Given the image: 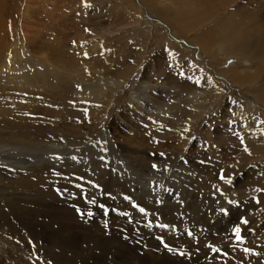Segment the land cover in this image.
<instances>
[{
    "label": "rangeland",
    "instance_id": "obj_1",
    "mask_svg": "<svg viewBox=\"0 0 264 264\" xmlns=\"http://www.w3.org/2000/svg\"><path fill=\"white\" fill-rule=\"evenodd\" d=\"M150 2L0 0V156L4 144L59 151V162L47 153L0 168V264H264V63L251 59L255 83L238 84L213 59L229 58L217 36L205 40L216 53L200 51L222 18L262 19L264 0ZM141 81L159 104L174 94L181 108L153 105L137 93ZM117 145L123 162L145 166L144 179L166 165L180 171L162 176L178 199L157 201L128 165L120 172ZM221 208L223 223L204 227Z\"/></svg>",
    "mask_w": 264,
    "mask_h": 264
},
{
    "label": "bare ground",
    "instance_id": "obj_2",
    "mask_svg": "<svg viewBox=\"0 0 264 264\" xmlns=\"http://www.w3.org/2000/svg\"><path fill=\"white\" fill-rule=\"evenodd\" d=\"M184 1H186V0H184ZM227 1L230 2V0H227ZM233 2H234V0H232V3ZM146 4H151L150 0H146ZM185 4H184V6H186ZM229 4H231V3H229ZM181 5L182 4L180 3V6ZM180 6H178V7H180ZM197 6H199V5H196V7ZM210 7L211 6H209V7L207 6L206 9L207 8H210ZM127 10H128V12H132V10H130V8L127 9ZM183 10L182 11H179L180 14L178 13L179 16H180V18H182L183 15H186V13H185L186 11H183ZM204 11L206 12V10H204ZM204 11H201V13H199V12H193L192 11L195 14L194 15V19H196V21H200L199 19L205 18V16H207V15H206V13H204ZM28 12H29V8H28V5H27V7L25 9V12H24L26 14V17H28V14H29ZM238 12H242V10H239ZM197 15H198L199 18L197 17ZM237 15H240V16H237ZM211 18H212V16H211ZM219 22L220 23L217 24V26H215L217 28H214V27L209 28L208 30H206L202 34L201 42L205 43V40H207V39H213V38H215V36H217L218 42H220L221 45H222V46L220 45L219 47L220 48H224L222 51L225 53L226 57H229V58H232V57L237 58L238 59V62H239V64H237V65H240L239 67H236L235 65H230V64H228V61L230 60L229 58H227L224 61H221V60L218 59L219 57L217 55H213V59L216 60V63L218 62L217 64H222V68H218L220 70V73L221 74H227V73H229L230 75H233L231 77L232 78V81H233L234 78H236V79H238V81L243 82L245 84L252 83L256 79L257 75L260 72V70L258 68H260V65L264 63V17H262V19H261V16L259 15L258 16V19H256L254 22H251V18L249 19L248 16H245V13H239V14H236V15L227 16V18H222V20H220ZM261 30H263V31H261ZM204 36H207V38L204 37ZM200 48H201L200 49L201 53H206L208 51V49H212L214 53L217 52V46L215 44H211V45L209 44L208 45V44L205 43ZM256 58L259 59L258 64H257V65H259V67L257 68V70H259V71H257V73L254 74L253 73V70H250V68L252 66L251 59L256 60ZM235 82H237V81L235 80ZM253 83H255V81ZM145 84H146V81H141L139 83L138 88H137V93H140L141 95H145V96L150 97L149 100L152 101L153 105H156V104L160 105L161 108H163V110L165 111V113H167L169 111H173V109H175V108H181L179 101H176L175 100L176 96L173 94L175 91L172 93L173 95L170 96L171 98H169L170 99V104H159L158 103V100H155L154 98H152L151 93H149L148 91H146ZM102 85H103V83L100 82V83H97V84H94V85H89V87H93V86H98L99 87V86H102ZM100 88L102 89V87H100ZM180 90H182L181 87H180ZM257 96H258L257 98H261V99H262V97L264 98V87H261V88L258 89V95ZM192 97L195 98L194 96H192ZM133 99H134V97H133ZM135 100H137V98H135ZM137 105L138 106H141V105L145 106L144 104H142L141 101L139 103H137ZM153 105H151V106L149 105L150 106V107H148L149 109H146L145 111L146 112H149L150 110H153V107H152ZM183 113H184V111H183ZM194 113H195V111H194ZM96 114L99 116V121H104V118H105V116L103 115L104 113L96 112ZM199 117H200V115L191 116V118L189 120H192L193 118H199ZM191 123L193 124L194 122H191ZM67 138H70V136H67ZM116 140H117V138H116ZM83 141H84V138H81L80 137V138H78L75 141L74 145L76 144L80 148L81 145L83 144ZM99 144L103 145V142L100 141ZM1 147L3 149H6V150L1 151L2 156H0V168L15 169V170L21 169L22 167H26L27 166V163H29V159L34 160V159H36L35 157H37V159L38 158L46 157L45 155L49 152V151H45L44 152L45 155H43L42 152H41V150H39V149L36 150V149L26 148V147H23V146L17 147V148H11L10 146H8V144H4ZM102 149H105L106 150L107 147L105 146V147H99V148H97L98 152L99 151H102ZM16 150L17 151L20 150V153H22V154L25 151H28V150H30L31 152L32 151H35V152H34V155H32V153H30V154L29 153H27V154L25 153V155H27V156L29 155L31 158H22L20 161H17V162H5L4 161L5 156L11 158L12 156H14L16 154ZM105 150H104V152H105ZM125 150H126V146L125 145H123V146L122 145H120V146L117 145V148H115V151H117L118 153H120V155H118L119 158H117V161L114 164L118 163L120 165H124V164L125 165H128V168H129V171L128 172H131L132 173L131 174L132 176H130V177L133 180H136V177L137 176H139L140 178L142 177V179H141L142 182H143L142 185L140 183H138V184L141 185V190L144 189V188L147 189L148 190V194L151 195V193H153V196L156 197V200L157 201L161 200V202H165V203L168 202L169 200L170 201L171 200L173 201V200L178 199L177 191L175 189L173 190V188H172V185H171L172 182L171 183L169 182L170 185H168V186L166 185V187L163 188L164 185L162 183V176H169V178L171 177L170 178L171 179L170 181H172V178L174 180H175V178H177L178 173L180 171H178V170H175V171L170 170V168H167V165H166L164 169L161 167V168H159V171L157 173L153 171L154 173L152 172L150 174L151 177H149V178L146 177L148 179H144V177H145V173L144 172H147L145 170V166L142 165V169L141 170H144V171L141 172L140 169H139V166H135L134 164L129 163V162L125 161V160L123 162V160H122V154L121 153H123ZM58 152L59 151L57 150L55 152H50L48 154L54 155L55 153L57 154ZM79 152H81V151H79ZM56 154L54 155L55 160L57 162H59V160L56 157L59 153L57 155ZM72 154H75V155L72 156L71 161L72 160L77 161L79 154H77V153H72ZM32 157H34V158H32ZM133 163H134V161H133ZM159 163H163V161H161ZM125 165L118 168L120 170V172H121L122 169L125 168ZM160 165L161 164H159V166ZM134 175H137V176L134 177ZM123 176L125 177L126 175H123ZM126 178H127V176H126ZM166 178L168 179V177H166ZM229 181L226 182V185L232 183L231 180H229ZM152 183H155V185L152 186L153 185ZM174 186H175V188H177V187L181 186V184H180V182H177V183H175ZM146 193L147 192H145V196H146ZM148 194H147V196H148ZM221 201L222 202H226V200L224 198H222ZM235 204L236 203H233V204L232 203L231 204L228 203V210H230L232 207H234ZM228 210L226 211L225 208H221L220 211H219V213H217V215L213 219H211V222L214 221V220H218L220 214H224L222 216V219L224 220L225 217H226V214H227ZM201 213H203L202 208H200L199 210L196 209L195 211H193V213H192L193 215H190V218L188 220H186V221L188 223L190 222V223H193L194 224L195 220L197 219V217ZM249 213H251V211ZM250 218H252V217L250 216V214H248V216L243 220V222H242L241 225H245V222L244 221H247V223H248V221H249ZM227 219H228V217H227ZM223 220L222 221H219L218 220L217 222H215V223H213L211 225L210 224H208V225L205 224L206 226H204V227H207L208 229L212 228L211 226H214V227L218 228V226L223 223ZM186 225H188V224H186ZM183 228L182 229L185 230L187 227L186 226H183ZM239 228H241V226ZM171 230H173V229H171ZM203 230H202V232H203ZM173 231L174 232L173 233L170 232V234L174 236L179 231V229H176V231L175 230H173ZM252 239L253 238H250V240H252Z\"/></svg>",
    "mask_w": 264,
    "mask_h": 264
},
{
    "label": "snow or ice",
    "instance_id": "obj_3",
    "mask_svg": "<svg viewBox=\"0 0 264 264\" xmlns=\"http://www.w3.org/2000/svg\"><path fill=\"white\" fill-rule=\"evenodd\" d=\"M223 178V177H222ZM230 182V181H229ZM141 211H143V209H141ZM89 215H91V213H89ZM245 223H247V221H244ZM163 227H167V226H163ZM235 234H236V237L237 239H241L240 237V229L239 228H236L235 229ZM165 247H168L167 245H165ZM171 250V249H170ZM215 251H219V249H214ZM245 251H248V249H245ZM181 255H183V253H181Z\"/></svg>",
    "mask_w": 264,
    "mask_h": 264
}]
</instances>
